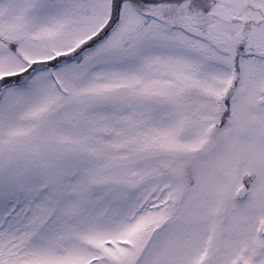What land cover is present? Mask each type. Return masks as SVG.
Wrapping results in <instances>:
<instances>
[{"label":"snow or ice","instance_id":"snow-or-ice-1","mask_svg":"<svg viewBox=\"0 0 264 264\" xmlns=\"http://www.w3.org/2000/svg\"><path fill=\"white\" fill-rule=\"evenodd\" d=\"M0 264H264V0H0Z\"/></svg>","mask_w":264,"mask_h":264}]
</instances>
